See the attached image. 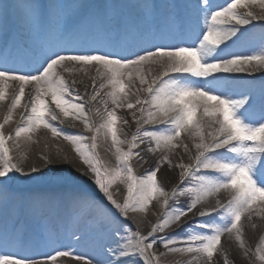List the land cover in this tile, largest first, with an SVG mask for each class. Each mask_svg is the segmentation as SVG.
Returning <instances> with one entry per match:
<instances>
[{
  "label": "snow or ice",
  "instance_id": "1",
  "mask_svg": "<svg viewBox=\"0 0 264 264\" xmlns=\"http://www.w3.org/2000/svg\"><path fill=\"white\" fill-rule=\"evenodd\" d=\"M254 21H264V0H0V102H9L0 123V264H57L58 257L167 264L171 254L188 256L186 264H233L225 237L249 264H264V238L254 250L245 240L249 228H264V111L257 118L254 100L232 94L234 74L264 72V35L250 54L236 51ZM18 108L20 124L6 134ZM69 117L92 135L65 131ZM121 122L136 125L130 139H121ZM41 129L73 147L81 175L50 155L42 156L44 172L24 167L26 157L14 153L38 144ZM101 134L111 141L114 168L96 151ZM151 157V171L138 176L132 161ZM165 165L179 169L170 191L157 175ZM82 176L102 198L87 194ZM41 181L60 191L28 197L24 218L9 216L10 186ZM117 184L126 185L123 201L115 198ZM153 201L164 212L143 234L129 216L147 214ZM69 207L105 234L103 258L72 248L37 258L50 239L43 222ZM190 213L191 223L184 219ZM173 227L183 235H161Z\"/></svg>",
  "mask_w": 264,
  "mask_h": 264
},
{
  "label": "bare ground",
  "instance_id": "2",
  "mask_svg": "<svg viewBox=\"0 0 264 264\" xmlns=\"http://www.w3.org/2000/svg\"><path fill=\"white\" fill-rule=\"evenodd\" d=\"M20 2H26V0H20ZM71 2V0H68ZM123 2H146V3H162L164 0H123ZM225 0H220L218 3H224ZM256 12H259V8L253 9ZM241 11H244L241 9ZM14 24V22H13ZM253 25L247 26V28L251 29L248 32L245 41L236 49L237 52L250 54L255 51L260 43L261 37L264 35V21H254ZM239 78L234 82L232 88L233 95H247L249 100H254V111L256 113L257 118L260 113L264 111V72H255L251 75L247 73H239L234 74ZM12 89H9V99L11 98ZM27 102V90L25 100L23 103ZM54 107V106H53ZM9 111V102L3 101L0 102V123L3 122L5 117L8 115ZM126 110H117V115L124 117ZM22 114V108H18L13 116V120L10 121L8 125L5 126V133L14 132L16 127L20 124V116ZM130 119V117H128ZM93 120L95 124L98 126L102 121L101 117L95 116L93 113ZM258 122V121H257ZM65 131L69 133H81L85 136H91L92 133L88 132L84 125L79 121H73L70 117L64 120V123L60 125ZM147 127H155L149 125ZM118 129L120 132L121 139H130L132 134L136 131V125H124L122 122L118 125ZM39 139L38 144H33L30 147H27L26 150L22 149L19 152L14 153L17 158H24L23 164L26 169L31 166H36L40 168L41 172L47 170L48 165L44 163L42 156L50 155L58 161H62L59 166L62 167H72L73 171L76 172L77 175H81L79 170H83L85 167L79 157L73 151V147L63 139H54L51 136V133L45 129H41L39 133L36 134ZM86 144H91V141H85ZM97 149L96 151L99 154L101 161L109 168H114L117 165L116 157L114 155V149L111 147L110 139L105 141L103 135L97 139ZM126 147V145L124 146ZM143 147V146H142ZM138 151V150H137ZM181 150H177V153H180ZM63 156H67L68 160H62ZM151 156V154H148ZM175 162L177 159L176 155L172 157ZM185 162H188V157H184ZM134 170L138 176L143 175L144 173L151 171L153 165L156 163L155 157H151L148 159L147 163L139 160L138 158L132 161ZM178 172L179 169H169L167 165L161 168V171L157 174L158 180L163 184L166 190H171L174 186L178 184ZM34 175H39L36 173ZM21 179H24L23 177ZM82 180L85 182L81 185L82 188L85 189L87 194L94 198H102L103 194L99 193L98 188L94 186L91 182L90 176H82ZM60 189L55 188L53 185H50L46 181H41L32 185L25 184H13L10 186L8 193L6 194L7 199L9 201L7 212L9 216H12L14 213H18L21 218H24V215L28 208V197H42L49 196L53 193H58ZM113 192L115 198L117 200L123 201L126 197V185L117 184L113 188ZM0 199H3L0 196ZM186 198H181L180 206H184V200ZM164 209L161 207L160 203L157 201H153L150 206L147 214L143 213H131L129 216L128 223H130L133 228H138L143 234H147L150 231L151 227L154 226L162 217ZM186 219V218H184ZM195 220H208L209 217H195ZM74 220L72 226H69V222ZM189 222H193L192 215L188 219ZM183 223V220L181 221ZM43 227L46 234H49L50 240L47 243L46 248L40 252L37 258L46 259V254L51 253L64 248H72L75 251L79 252L81 256L85 259L89 257L103 256L104 245L108 242L105 234H101V239H98L97 242H94L92 245L83 246L81 241H77L76 237L86 235L89 237H93L97 233H102L96 223L88 220L86 217L79 216L75 213L72 208L61 209L60 211L52 213L44 222ZM186 227V225H185ZM183 235L179 229L169 230L161 235ZM68 234V241H64V236ZM82 236V237H86ZM264 238V228H249L245 235V240L247 245L253 250L259 245L260 240ZM54 241V242H53ZM64 242V244H63ZM82 244V245H81ZM223 246L228 251V256L230 261L233 264H249V260L247 258H242L241 250L238 248L234 241H229L227 237H225L222 241ZM89 249H94L95 252L92 254L89 252ZM163 251V249H161ZM167 264H186L189 260V257L179 254H171L164 258ZM57 264H83V260L81 259H73L71 257H58ZM222 264V258H221Z\"/></svg>",
  "mask_w": 264,
  "mask_h": 264
},
{
  "label": "rangeland",
  "instance_id": "3",
  "mask_svg": "<svg viewBox=\"0 0 264 264\" xmlns=\"http://www.w3.org/2000/svg\"><path fill=\"white\" fill-rule=\"evenodd\" d=\"M191 215H192V214L190 213V214H189V217H191ZM189 217H186V219H188ZM169 230H176V228H175V227H173V228H169L167 231H169ZM167 231H166V232H167ZM160 250H161V249H160ZM247 264H248V262H247Z\"/></svg>",
  "mask_w": 264,
  "mask_h": 264
}]
</instances>
